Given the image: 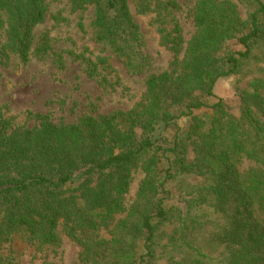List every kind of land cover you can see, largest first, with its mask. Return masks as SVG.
<instances>
[{
	"label": "trees",
	"instance_id": "obj_1",
	"mask_svg": "<svg viewBox=\"0 0 264 264\" xmlns=\"http://www.w3.org/2000/svg\"><path fill=\"white\" fill-rule=\"evenodd\" d=\"M45 1L0 0L4 47L15 51L23 63L29 60L33 27L45 19ZM69 1L73 10L94 8L96 42L125 58L130 70L144 68L142 37L128 0ZM250 2L254 9L243 19L235 0H196L194 34L184 49L178 24L164 36L170 37L173 52L170 70L146 78L143 102L132 111L90 112L74 123H54L47 115L27 113L35 125L26 127L13 124L0 109V244L23 231L33 240L53 245L60 224L68 232L95 230L123 210L131 172L140 167L144 176L136 200L109 242L115 256L108 264H155L154 245L162 222L174 223L167 245L182 254L180 258L169 254L167 264H264V76L253 77L239 90V116L228 112L222 99L211 106L200 99L214 96L219 78L242 72L253 49L264 42V1ZM163 7L176 4L168 1ZM233 39L244 50L225 48ZM49 48V37L43 34L36 51L44 54ZM78 58L89 76L108 66L104 57L92 59L81 53ZM257 58L264 62V53ZM57 61L62 63L59 56ZM202 107L212 110L208 120L195 117L186 132L176 130L171 147L156 144L158 131ZM136 127L142 131L140 137ZM189 146L194 156L188 162ZM160 158L168 163L162 180ZM244 159L252 166L240 170ZM179 170L212 175L192 200L211 199L219 221L210 237L220 249L218 255L207 254L192 242L198 224L187 209L179 211V221H171L165 183ZM124 230L132 234L130 239L123 237ZM133 237L142 240L138 255ZM107 244L98 240L86 245L82 260L91 257L94 247ZM123 245V252V247L112 250Z\"/></svg>",
	"mask_w": 264,
	"mask_h": 264
},
{
	"label": "rangeland",
	"instance_id": "obj_2",
	"mask_svg": "<svg viewBox=\"0 0 264 264\" xmlns=\"http://www.w3.org/2000/svg\"><path fill=\"white\" fill-rule=\"evenodd\" d=\"M168 1L175 2L176 7H163ZM195 2L196 0H128L132 19L142 37L141 50L146 58L144 68L140 72H134L127 68L125 58L117 56L107 44L95 41L92 6L78 11L72 9L69 0H46L45 19L33 27L32 46L26 63L20 61L15 51L4 47L6 26L0 27V49L4 50L0 58L2 113L15 125L32 127L35 120L28 117L27 113L47 115L54 123H74L90 112L110 114L139 108L143 102L146 78L151 74L170 70L173 52L169 49L170 37L164 36L171 31L174 24H178L184 40V49L186 42L194 34L192 13ZM235 3L240 16L247 19L254 5L250 0H235ZM43 34L49 37L50 48L40 54L36 49ZM224 46L231 51L244 50L243 45L236 39L228 41ZM81 53L92 59L106 58L107 68L99 69L95 76H89L78 58ZM263 53L264 42L253 49L251 58L243 65L242 72L219 78L213 87L214 96H201L200 99L206 106L222 99L227 111L239 116L241 102L238 92L245 88L253 77L264 76V62L257 58ZM58 56L62 63H58ZM211 114L210 108L202 107L193 110L191 116L175 119L173 126L165 131H158L160 140L156 139V144L171 147L176 130L183 134L193 118L208 120ZM135 132L138 137L142 134L139 127H136ZM188 149L186 158L189 162L194 153L192 146ZM167 155L173 159L172 154ZM167 166V161L160 158L158 171L161 180ZM251 166L252 162L244 159L238 167L240 170H246ZM143 176L140 167L131 172L130 184L123 198L124 208L111 221L98 225L95 230L77 229L75 232H68L64 225L60 224L57 227L58 240L53 245L42 244L29 238L25 232L16 231L7 241L0 244V264H108L115 256V253H111L109 242L115 234L116 225L125 218L129 206L136 200ZM211 176V173L207 172L177 171L172 179L165 183L169 191L165 203L172 222L179 221V211L188 210L189 215L198 224L191 233L192 242L200 246L203 252L214 256L220 254V249L211 240L210 234L219 221L218 214L213 209L211 199L204 201V198L198 196V203L192 200L202 187L211 182ZM173 226L174 223L169 222L159 224L157 243L154 245L155 264H167L169 254H174L177 258L182 257L179 250L167 245ZM129 227L132 229V223H129ZM124 232L125 230L123 237H132L129 231ZM98 240L108 244L104 247H94L91 257L86 261L82 260L84 247ZM132 242L138 255L141 251V237H133ZM121 247L123 252L125 245L112 250L118 251Z\"/></svg>",
	"mask_w": 264,
	"mask_h": 264
}]
</instances>
